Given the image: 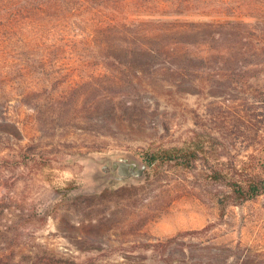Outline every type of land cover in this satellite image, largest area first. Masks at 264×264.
I'll list each match as a JSON object with an SVG mask.
<instances>
[{
  "label": "trees",
  "instance_id": "1",
  "mask_svg": "<svg viewBox=\"0 0 264 264\" xmlns=\"http://www.w3.org/2000/svg\"><path fill=\"white\" fill-rule=\"evenodd\" d=\"M154 1L0 0V86L20 78L27 95L43 98L23 103L31 111L29 130L46 123L44 107L54 101L55 113H66L74 129L110 137L120 128L143 141L158 134L148 116L159 113L160 97L207 96L206 123L186 103L180 106L195 127L207 124L209 143L194 131L180 147L146 152L147 163L171 162L224 188L216 199L225 207L264 197V6L248 9L257 11L254 23L173 19L207 0H164L157 19L127 14L134 8L147 15ZM35 154L29 146L21 162L36 161ZM209 229L144 246L171 264L170 253H184V238Z\"/></svg>",
  "mask_w": 264,
  "mask_h": 264
},
{
  "label": "rangeland",
  "instance_id": "2",
  "mask_svg": "<svg viewBox=\"0 0 264 264\" xmlns=\"http://www.w3.org/2000/svg\"><path fill=\"white\" fill-rule=\"evenodd\" d=\"M164 3L154 1L147 15L134 8L127 14L157 19ZM262 5L264 0H207L173 19L254 23L257 11L251 15L248 9ZM69 67L62 70L72 78ZM19 80L0 86V264H166L165 256L144 245L209 225L207 232L184 238V253H170L171 264H264V197L225 207L216 199L224 188L174 163L149 165L145 159L159 145L180 147L183 136L193 137L194 131L208 144L207 124L195 127L180 104L195 109L206 123L209 97H160L159 113L148 116L158 134L143 141L120 128L110 137L74 129L66 113H55L54 101L44 107L46 123L29 130L31 111L23 103L40 96L27 95V84ZM29 146L36 161L25 165L21 155ZM128 153L148 165L144 178L108 179L113 173H104L102 166ZM215 255L220 260H211Z\"/></svg>",
  "mask_w": 264,
  "mask_h": 264
},
{
  "label": "water",
  "instance_id": "3",
  "mask_svg": "<svg viewBox=\"0 0 264 264\" xmlns=\"http://www.w3.org/2000/svg\"><path fill=\"white\" fill-rule=\"evenodd\" d=\"M148 165L141 161L135 154L128 153L117 157L110 165L104 164L101 168L106 174L112 172L108 179L114 182H126L128 180H141L145 176Z\"/></svg>",
  "mask_w": 264,
  "mask_h": 264
}]
</instances>
